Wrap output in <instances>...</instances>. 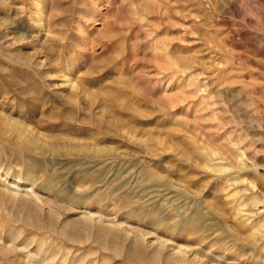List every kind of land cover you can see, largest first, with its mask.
<instances>
[{
	"label": "rangeland",
	"instance_id": "obj_1",
	"mask_svg": "<svg viewBox=\"0 0 264 264\" xmlns=\"http://www.w3.org/2000/svg\"><path fill=\"white\" fill-rule=\"evenodd\" d=\"M17 185L49 205L0 198V264H264V0H0Z\"/></svg>",
	"mask_w": 264,
	"mask_h": 264
},
{
	"label": "bare ground",
	"instance_id": "obj_2",
	"mask_svg": "<svg viewBox=\"0 0 264 264\" xmlns=\"http://www.w3.org/2000/svg\"><path fill=\"white\" fill-rule=\"evenodd\" d=\"M69 82V81H68ZM12 116V115H11ZM22 127V126H21ZM20 134V133H19ZM32 144V143H31ZM224 167V166H223ZM15 180V179H14ZM13 184V183H12ZM37 185V184H36ZM11 186V185H10ZM86 195V194H85ZM3 196H8V202L11 203L13 206H16L19 208V210H21V213L23 216L28 217V215H31L35 212H46V205H49L47 200H44L43 198H41L39 195H37L34 192H30V189H26L25 187H23L22 185H17L14 188H9L7 189V191L3 190L2 188H0V198L3 201ZM5 198V197H4ZM47 198V197H46ZM88 199V198H87ZM86 199V201H87ZM90 200V199H89ZM67 201V199H66ZM1 202V201H0ZM59 203V202H58ZM57 204V203H56ZM64 204V203H63ZM88 204V203H87ZM238 205V204H237ZM0 206H3V203H0ZM54 206V204H53ZM242 208V207H241ZM17 210V209H16ZM50 210V209H48ZM69 210H74L72 208H69ZM240 210V209H239ZM14 212V211H13ZM86 212V211H85ZM31 213V214H30ZM81 214V213H80ZM7 216V215H6ZM96 218V217H95ZM29 219V218H28ZM245 219V218H244ZM69 220V219H68ZM70 221H74L76 222V224H80V223H88L89 225H93L96 227H99L97 231H112L115 227V225L113 224H104L99 220L94 219L93 217H89L86 214H81L78 215V217L75 218V216L70 219ZM69 221V222H70ZM103 221V220H102ZM68 224V223H67ZM71 224V223H70ZM261 224V225H260ZM69 225V224H68ZM88 225V226H89ZM253 227L256 228V231H261L262 233L264 232V227L262 223H258L256 225H254ZM263 227V228H262ZM255 235V234H254ZM253 236V235H252ZM137 237V236H136ZM143 238V237H142ZM259 242V241H258ZM142 246L153 250L152 253L154 252L155 254L160 252L159 248H155L153 242H149L147 241L146 238L143 239V243ZM164 246V245H162ZM165 247V246H164ZM19 250V249H18ZM175 250V249H174ZM48 252V251H47ZM160 253H163L162 251ZM168 253V252H167ZM166 254V253H165ZM3 255V254H2ZM161 255V254H160ZM7 256V255H6ZM26 257V256H25ZM52 257V256H51ZM257 257V256H256ZM48 255H46L43 251H36L34 253H31L28 256V259L26 260V262H24V264H49V261L52 259H50ZM166 259L169 260H175L177 263L179 264H184L187 261H189L188 258V254L185 250L181 249L178 251H173L171 253H168L166 255ZM193 263L196 262V258L192 260ZM18 262V260H17ZM199 262V261H198ZM221 262V261H220ZM21 263V262H19ZM95 263V262H94ZM190 263V262H189ZM227 263V262H226ZM51 264V263H50ZM63 264V263H62ZM199 264V263H198ZM203 264V263H202ZM207 264V263H206Z\"/></svg>",
	"mask_w": 264,
	"mask_h": 264
}]
</instances>
